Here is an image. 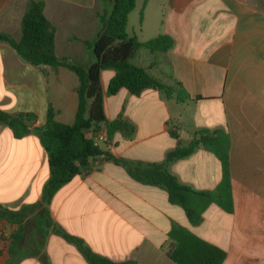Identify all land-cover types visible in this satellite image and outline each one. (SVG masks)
I'll return each mask as SVG.
<instances>
[{
  "label": "crops",
  "instance_id": "crops-1",
  "mask_svg": "<svg viewBox=\"0 0 264 264\" xmlns=\"http://www.w3.org/2000/svg\"><path fill=\"white\" fill-rule=\"evenodd\" d=\"M28 1L0 0L1 32L19 40ZM43 2L55 55L91 65L94 57L85 42L101 33L100 0ZM126 33L140 43L159 35L173 40L165 53L138 50L132 64L174 93L147 89L135 96L121 89L105 95L114 72L103 71L106 121L121 118L134 132L107 140L102 127L97 134L105 140L96 145L115 159L162 164L168 152L200 131H221L229 143L232 212L212 203L191 225L164 190L134 181L124 168L100 157L56 191L46 206L48 217L115 264H175L167 252L177 228L224 251L222 264H264V0H136ZM5 45L0 43V110L34 116L20 139L0 124V206L18 211L40 202L49 178L47 153L33 131L44 125L49 106L58 123L74 122L78 78L62 67L30 66ZM4 70L20 75L15 85L23 91L20 107L13 106L18 98L8 92ZM178 92L187 98L178 99ZM93 135L86 133L88 139ZM166 167L180 184L199 192L214 191L222 180L221 162L201 146ZM43 208L21 225L0 220V264H42V256L48 264H88L74 245L45 228Z\"/></svg>",
  "mask_w": 264,
  "mask_h": 264
},
{
  "label": "trees",
  "instance_id": "trees-1",
  "mask_svg": "<svg viewBox=\"0 0 264 264\" xmlns=\"http://www.w3.org/2000/svg\"><path fill=\"white\" fill-rule=\"evenodd\" d=\"M101 13L98 23L101 33L92 42H85L86 49L93 55L91 65L76 63L69 57H57L54 53V29L43 14V0H29L20 24V37L15 40L11 34L0 31V43L6 44L18 58L33 67H62L74 73L78 78L76 90L78 102L71 125L55 121L54 110L48 107L46 120L34 133L45 149L48 158L49 178L42 188L41 200L37 204L22 207L18 211H9L0 206V220L8 224L21 225L35 209L44 207V226L56 236L74 245L88 264H115L92 253L85 244L56 227L48 217L46 206L53 195L80 172H88L90 161L103 158L125 169L136 182L154 186L167 193L168 201L183 209L191 225L201 221L203 211L215 204L227 213L232 212V197L228 170V137L221 131L203 130L198 137L187 145L178 144L168 152L162 164L131 163L115 159L94 144L86 133L97 134L105 128L107 140L120 133L130 137L134 128L118 118L107 122L104 115V95L100 76L103 71L111 70L114 76L109 81L105 95H115L124 89L138 96L147 89L157 90L170 96L174 89L163 85L150 77L146 71L132 64V59L140 49L165 53L172 48L173 40L159 35L145 43L134 37H128L126 26L129 14L134 10L136 0H100ZM178 99H185L178 92ZM32 114L12 116L0 110V124L6 125L15 139L29 132L27 123L33 120ZM211 152L222 164V180L214 191L199 192L180 184L167 170V164L189 157L198 147ZM20 238V233L13 236ZM173 245L167 252L168 258L175 264H222L226 254L221 249L202 241L190 232L177 228L170 233ZM48 264L45 256L40 259ZM126 264V263H124Z\"/></svg>",
  "mask_w": 264,
  "mask_h": 264
},
{
  "label": "rangeland",
  "instance_id": "rangeland-1",
  "mask_svg": "<svg viewBox=\"0 0 264 264\" xmlns=\"http://www.w3.org/2000/svg\"><path fill=\"white\" fill-rule=\"evenodd\" d=\"M72 1V0H71ZM13 37H15L13 34H11ZM6 46V48H7V50H9L8 52H12L11 51V49L7 46V45H5ZM2 52H0V54H1ZM13 53V52H12ZM31 68V67H30ZM5 75H6V77H7V79H8V86H9V88H8V92L9 93H12V94H14V95H16L17 96V101L14 103V105L13 106H22L24 103H22V101H21V99H20V93H22L21 92V90H20V88H19V86H16V88H15V85H17V84H19L20 82H19V77H20V75L19 74H15L16 72H14L13 70H4V71H2ZM10 87H13V88H10ZM5 88H7L6 86H5Z\"/></svg>",
  "mask_w": 264,
  "mask_h": 264
},
{
  "label": "built area",
  "instance_id": "built-area-1",
  "mask_svg": "<svg viewBox=\"0 0 264 264\" xmlns=\"http://www.w3.org/2000/svg\"><path fill=\"white\" fill-rule=\"evenodd\" d=\"M92 139H93L95 145H96L98 142H100V141H104V140H105L103 137H101V136L98 135V134H94L93 137H92Z\"/></svg>",
  "mask_w": 264,
  "mask_h": 264
}]
</instances>
